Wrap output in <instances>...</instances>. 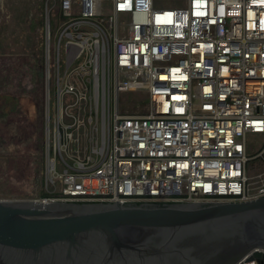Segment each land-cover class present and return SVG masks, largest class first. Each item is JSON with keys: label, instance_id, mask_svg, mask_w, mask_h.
<instances>
[{"label": "built area", "instance_id": "built-area-1", "mask_svg": "<svg viewBox=\"0 0 264 264\" xmlns=\"http://www.w3.org/2000/svg\"><path fill=\"white\" fill-rule=\"evenodd\" d=\"M43 13L42 200L264 196L246 174L264 136V0H43ZM128 92L147 108L120 111ZM254 251L235 264H264Z\"/></svg>", "mask_w": 264, "mask_h": 264}, {"label": "water", "instance_id": "water-1", "mask_svg": "<svg viewBox=\"0 0 264 264\" xmlns=\"http://www.w3.org/2000/svg\"><path fill=\"white\" fill-rule=\"evenodd\" d=\"M255 248L264 249V196L0 199V264H235ZM252 257L264 256L254 251Z\"/></svg>", "mask_w": 264, "mask_h": 264}, {"label": "rangeland", "instance_id": "rangeland-1", "mask_svg": "<svg viewBox=\"0 0 264 264\" xmlns=\"http://www.w3.org/2000/svg\"><path fill=\"white\" fill-rule=\"evenodd\" d=\"M54 2L47 4L52 13ZM43 27V0H0V199H41L51 193L43 126ZM48 102L52 110V97ZM147 105L146 95L128 92L119 98L120 111H144ZM255 138L246 165L252 182L264 176V136Z\"/></svg>", "mask_w": 264, "mask_h": 264}, {"label": "trees", "instance_id": "trees-1", "mask_svg": "<svg viewBox=\"0 0 264 264\" xmlns=\"http://www.w3.org/2000/svg\"><path fill=\"white\" fill-rule=\"evenodd\" d=\"M40 49H41V53H43V44H42V47ZM42 196L43 197H47V196H50V195L48 193H43Z\"/></svg>", "mask_w": 264, "mask_h": 264}]
</instances>
